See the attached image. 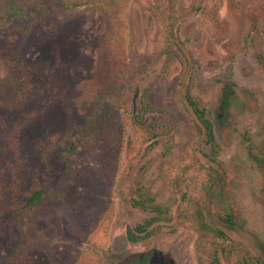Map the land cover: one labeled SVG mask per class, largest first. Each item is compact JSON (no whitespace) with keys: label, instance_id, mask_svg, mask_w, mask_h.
I'll return each instance as SVG.
<instances>
[{"label":"rangeland","instance_id":"1","mask_svg":"<svg viewBox=\"0 0 264 264\" xmlns=\"http://www.w3.org/2000/svg\"><path fill=\"white\" fill-rule=\"evenodd\" d=\"M43 2L0 22V264H201L202 219L230 210L242 226L220 222L222 264H264V0Z\"/></svg>","mask_w":264,"mask_h":264},{"label":"trees","instance_id":"2","mask_svg":"<svg viewBox=\"0 0 264 264\" xmlns=\"http://www.w3.org/2000/svg\"><path fill=\"white\" fill-rule=\"evenodd\" d=\"M61 6L69 3L72 5H90L94 4L98 0H54ZM43 0H0V22L6 21L7 19L16 20L22 16L24 10L34 8L37 10H42ZM173 44L176 48L181 51L176 38L172 37ZM256 63L260 70L264 72V53H256ZM191 88L187 87L186 100L187 104L192 112L193 120H195L198 125V130L201 133V139L208 145V153L205 155L212 163L218 162L221 146L219 140L216 136L215 126L213 122L208 118L206 110L201 107V105L193 99L191 93ZM228 93V92H227ZM231 93L226 95L229 98ZM133 123L136 122L135 118L132 117ZM91 133L97 134V136H112L119 134L118 129L108 131L105 128L99 127L97 123L92 125L90 129ZM254 165L258 168L262 176H264V146H262L256 154L253 155ZM219 173V171H218ZM220 174V173H219ZM5 189H0V212L2 211L1 204L3 202V193ZM46 196V192L42 189L35 190L28 198L27 201L17 204L18 210L16 213L20 216H28L30 210H33L35 206ZM219 222L214 223L205 214L202 219L201 228L207 235L212 238L213 243L205 248L203 255L200 257L201 264H222V249L220 246V241L228 240V236L225 231L220 227V222L222 224H227L230 226L241 227V223L237 219L236 215L232 211H228L223 216L219 215ZM219 225V226H218ZM153 226V220H145L143 223L136 225L135 227H128L127 238L130 242H140L150 235V228ZM216 242V243H215ZM146 259L139 258L132 264H145Z\"/></svg>","mask_w":264,"mask_h":264},{"label":"water","instance_id":"3","mask_svg":"<svg viewBox=\"0 0 264 264\" xmlns=\"http://www.w3.org/2000/svg\"><path fill=\"white\" fill-rule=\"evenodd\" d=\"M150 264H165L164 254L162 252L155 253L150 261Z\"/></svg>","mask_w":264,"mask_h":264}]
</instances>
